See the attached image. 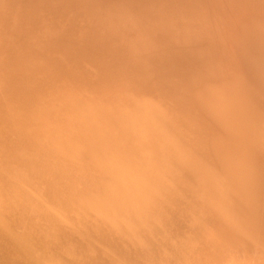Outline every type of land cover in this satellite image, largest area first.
I'll use <instances>...</instances> for the list:
<instances>
[{
  "label": "rangeland",
  "instance_id": "1",
  "mask_svg": "<svg viewBox=\"0 0 264 264\" xmlns=\"http://www.w3.org/2000/svg\"><path fill=\"white\" fill-rule=\"evenodd\" d=\"M263 164L264 0H0L23 264H264Z\"/></svg>",
  "mask_w": 264,
  "mask_h": 264
},
{
  "label": "bare ground",
  "instance_id": "2",
  "mask_svg": "<svg viewBox=\"0 0 264 264\" xmlns=\"http://www.w3.org/2000/svg\"><path fill=\"white\" fill-rule=\"evenodd\" d=\"M218 149H220V147H218ZM245 166L247 167L248 164H245ZM262 169L264 170V164L262 166ZM245 170H246L245 168H241L237 171L223 170V173L229 175L230 177H236L239 173H243ZM36 171H39V169H36ZM243 176H244L243 174H240L239 178H242ZM263 178H264V171H263ZM255 180L258 182V185H264V182H262L261 177ZM255 180L247 176L246 185L243 188L244 192L246 193V198H244L241 202V206L243 210H245L247 207L246 200L250 199L251 193H252L251 183ZM50 194L54 195L55 199L63 198V195H59V193L54 194L50 192ZM60 204H64L62 205V207H65L66 206L65 204H67V202L64 200ZM244 216L250 218L252 215H250L249 212H245ZM12 229H13L12 226L11 227L6 226V227L0 228V236L4 235L3 236L4 239H0V264H23V262L26 263L29 260H33L36 257H39V258L46 257L48 253L45 250L44 246L41 245V243H40L41 249L39 251H35L32 249V244L30 240L27 238H24L21 234L18 233V232H21V229H19L17 233L16 232L13 233L14 231H12ZM250 231H254L257 234H259V231L255 225H253L252 230ZM67 239L68 237H64V241H67ZM62 262H65V261L62 260Z\"/></svg>",
  "mask_w": 264,
  "mask_h": 264
}]
</instances>
